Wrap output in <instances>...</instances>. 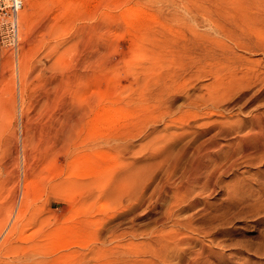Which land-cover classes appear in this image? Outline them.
Instances as JSON below:
<instances>
[{
    "label": "rangeland",
    "instance_id": "rangeland-1",
    "mask_svg": "<svg viewBox=\"0 0 264 264\" xmlns=\"http://www.w3.org/2000/svg\"><path fill=\"white\" fill-rule=\"evenodd\" d=\"M25 9L17 47L0 42V264H264V135L240 140L264 121V0ZM216 82L228 92L210 105ZM64 110L76 117L65 139ZM197 143L206 168L191 179ZM118 170L136 175L115 192L105 176Z\"/></svg>",
    "mask_w": 264,
    "mask_h": 264
},
{
    "label": "bare ground",
    "instance_id": "bare-ground-1",
    "mask_svg": "<svg viewBox=\"0 0 264 264\" xmlns=\"http://www.w3.org/2000/svg\"><path fill=\"white\" fill-rule=\"evenodd\" d=\"M19 1L22 3V6H23V0H19ZM22 6H21V8H22ZM18 13H19V11H18ZM18 16L21 17V24H23L25 26V28L28 29V27H29L28 25H29V22L31 20V12L25 9L23 12H21L20 14H18ZM18 24H19V18H18ZM18 36H19V25H18ZM221 82H222V80H221ZM221 82L220 83L219 82L218 83L216 82L217 85L212 86L211 90L209 91V98H206V103H208L210 105H218V101H220V100H222L223 98L226 97V94L228 92V89H226L227 87H222L221 86L222 85ZM46 93H47V91H46ZM37 98H38V96H37ZM54 101H55V99H54ZM194 103H198V102L194 101ZM112 109L113 108L110 107V110H112ZM45 110H47V109H45ZM74 111H75V109H74ZM74 111L73 110H69V111L66 110L64 112L63 120L61 121V124L59 123L60 124L59 125L60 127L56 129V130L59 129L58 130V133H61L60 138L63 136L64 139H65L68 136H70V133H72L71 132L72 131V127L75 125L74 124L75 122L73 120L76 118V117H74ZM42 113H44V112H42ZM80 113H84L83 110H81ZM53 120H54V118H53ZM48 121H49V119H48ZM71 121H73L72 124H71ZM255 123H256V125H255V127H253L251 129L250 134L246 138H243V137L240 138V140H241V146L246 147L247 146V144H246L247 140L252 139L253 136L254 137H257L258 135H264V121H262V119L256 118ZM44 128H46V127H44ZM44 133L45 132H43V134ZM46 134H48V133H46ZM122 135H123L122 133H118V134L111 135V136L109 135L110 136L109 138H112L110 140L118 139V138L123 137ZM24 137L25 138H23V140H22V142H23L22 144H23L24 149H23V154H22V160L20 162V165H21V174L19 173V168H18V167H20L19 166V163H18V161H16L17 174L15 175V183H16V185H15L16 186L15 192H18V190H19V197H18L17 206H15V208H16L15 209V213L13 214L14 217H15V220H17L19 217H21L24 214V212H25V205L27 204V199H28L27 188L29 186V179H30L29 178V174H30V169L29 168H31V166H32L29 163L30 161H28V155H27V152L25 150V147L27 146L29 139L26 137V135H24ZM262 138H264V136H262ZM254 139H256L259 143L261 141V138H254ZM204 146L205 145H203V143H197L196 146H195V148L192 151L193 157L191 156V158L189 157V159H188V166L186 167L185 171L186 172L187 171H190L189 174H190L191 179H197L198 178V172H199V170L206 168V164H205L206 163L205 162L206 157L205 156L207 155V151H204V149H205ZM206 147L208 148L209 146H206ZM187 150H188L187 145L186 146H183L178 152H176L177 153V157L175 158V160H173V162L174 163H177L180 160L181 157H183V156H185L187 154V152H188ZM135 175H136V172L134 170H132V173L130 175H127V176H125L121 171L118 170V171L113 172V173H111V174H109L107 176H105V174L98 175L96 177V180H99V179L101 180L104 176L105 177H108L109 176L108 177V179L110 180V182H108L109 189L116 192L118 190H121L123 187H125L126 182H129L132 179V177H134ZM19 185L21 187H19ZM14 205H15V201H12L11 204H10V207L12 208ZM27 210H29V209H27ZM175 222L177 224L178 223H181V221L178 220V219L175 220ZM179 242H181L180 239H178V240L175 239L174 240V243L175 244H177ZM100 253H102V252H100ZM93 255H97L98 256L99 255V250L98 251H95L93 253Z\"/></svg>",
    "mask_w": 264,
    "mask_h": 264
},
{
    "label": "built area",
    "instance_id": "built-area-1",
    "mask_svg": "<svg viewBox=\"0 0 264 264\" xmlns=\"http://www.w3.org/2000/svg\"><path fill=\"white\" fill-rule=\"evenodd\" d=\"M22 3L19 0H0V42L15 49L18 39V11Z\"/></svg>",
    "mask_w": 264,
    "mask_h": 264
}]
</instances>
